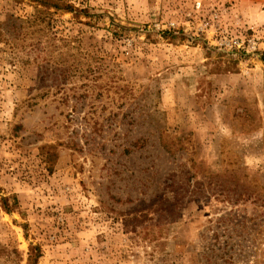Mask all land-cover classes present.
Segmentation results:
<instances>
[{"label": "rangeland", "instance_id": "rangeland-1", "mask_svg": "<svg viewBox=\"0 0 264 264\" xmlns=\"http://www.w3.org/2000/svg\"><path fill=\"white\" fill-rule=\"evenodd\" d=\"M61 1L0 0V264H264V0Z\"/></svg>", "mask_w": 264, "mask_h": 264}, {"label": "trees", "instance_id": "trees-1", "mask_svg": "<svg viewBox=\"0 0 264 264\" xmlns=\"http://www.w3.org/2000/svg\"><path fill=\"white\" fill-rule=\"evenodd\" d=\"M40 2V4L49 7L50 5L55 7L56 9H64V10H74L73 6L69 3H65L61 0H37ZM3 206L5 209L10 210L8 202L3 198ZM33 249H35V252L30 256L31 264H34L35 259L39 256L38 247L33 246ZM36 264V263H35Z\"/></svg>", "mask_w": 264, "mask_h": 264}]
</instances>
